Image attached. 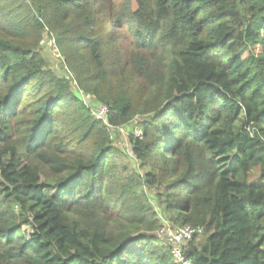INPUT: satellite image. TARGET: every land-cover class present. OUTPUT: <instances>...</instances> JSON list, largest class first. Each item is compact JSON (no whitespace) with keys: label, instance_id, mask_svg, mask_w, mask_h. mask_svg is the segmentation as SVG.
Returning a JSON list of instances; mask_svg holds the SVG:
<instances>
[{"label":"trees","instance_id":"obj_1","mask_svg":"<svg viewBox=\"0 0 264 264\" xmlns=\"http://www.w3.org/2000/svg\"><path fill=\"white\" fill-rule=\"evenodd\" d=\"M164 220L264 264V0H0V264H178Z\"/></svg>","mask_w":264,"mask_h":264},{"label":"built area","instance_id":"obj_2","mask_svg":"<svg viewBox=\"0 0 264 264\" xmlns=\"http://www.w3.org/2000/svg\"><path fill=\"white\" fill-rule=\"evenodd\" d=\"M109 109L107 106H101L96 112V117L109 126L107 115ZM114 130V129H113ZM141 132L136 136H141ZM113 140V136H112ZM204 234L202 228H194L191 226L175 227L168 220L163 221V226L157 233V235L163 239L166 245L171 249L173 259L178 264H192L190 260H187L183 251L187 250L189 243L197 236Z\"/></svg>","mask_w":264,"mask_h":264},{"label":"rangeland","instance_id":"obj_3","mask_svg":"<svg viewBox=\"0 0 264 264\" xmlns=\"http://www.w3.org/2000/svg\"><path fill=\"white\" fill-rule=\"evenodd\" d=\"M43 54L46 56L48 64L50 69L56 74L60 75L63 77H71V73L68 71V68L64 62L63 57L61 54L58 52V50L55 48L54 42L52 40V36L50 33L45 35V45L43 46L42 49ZM95 111V109H94ZM128 132L129 130L126 128L121 129L120 133L118 136L115 137V140L113 141V146H117L118 148L122 149L124 152H126L128 155L131 156V145L129 142V137H128ZM140 132H136L135 135ZM127 161L131 163L132 167L137 168L136 162H132L131 159L127 158ZM150 196L155 197V193L150 192ZM153 204L157 211L159 212L160 216L162 219H167L164 217L162 213V209L158 206L156 200L153 199ZM203 240V237H200L198 241Z\"/></svg>","mask_w":264,"mask_h":264},{"label":"water","instance_id":"obj_4","mask_svg":"<svg viewBox=\"0 0 264 264\" xmlns=\"http://www.w3.org/2000/svg\"><path fill=\"white\" fill-rule=\"evenodd\" d=\"M187 252L191 253V252H193V250L192 249H188ZM201 257H203V255L202 256H197L196 258L200 259Z\"/></svg>","mask_w":264,"mask_h":264}]
</instances>
